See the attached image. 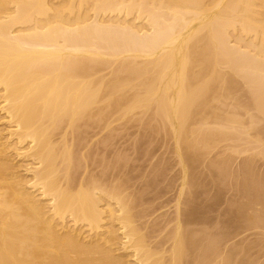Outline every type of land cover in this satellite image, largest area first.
<instances>
[{
    "label": "bare ground",
    "instance_id": "obj_1",
    "mask_svg": "<svg viewBox=\"0 0 264 264\" xmlns=\"http://www.w3.org/2000/svg\"><path fill=\"white\" fill-rule=\"evenodd\" d=\"M258 158L264 0H0V264H264Z\"/></svg>",
    "mask_w": 264,
    "mask_h": 264
},
{
    "label": "rangeland",
    "instance_id": "obj_2",
    "mask_svg": "<svg viewBox=\"0 0 264 264\" xmlns=\"http://www.w3.org/2000/svg\"><path fill=\"white\" fill-rule=\"evenodd\" d=\"M134 129H136V128H133V127H131L130 129L128 128V131H125V133L126 134H130V136L128 137L127 135H125V136H127V137H123L124 139H127V140H129V141H127L128 143H130V141H131V138H132V140H133V137L132 136H134L135 134L134 133H136V132H133L134 131ZM136 131V130H135ZM134 134V135H133ZM137 134V133H136ZM132 135V136H131ZM138 135V134H137ZM136 135V136H137ZM136 136H134L135 138H136ZM162 148V147H161ZM164 149V147L162 148V149H160V151H158V152H162V150ZM158 154V153H157ZM166 154V153H165ZM163 155L164 157H166V155H168V157H170L169 156V154L171 155V153H168L167 152V154L166 155ZM171 158V157H170ZM170 158H168V160L170 161V162H172V159H170ZM239 160V161H238ZM263 160V159H262ZM262 160L261 159H257L256 160V164L254 163V169H255V172L257 173V172H259L258 174L259 175H261L263 172L262 171H264V161L262 162ZM169 163V162H168ZM242 163H241V159H239V158H237L234 162H233V165L232 166H234L235 167V165H236V167H235V170H237V173H239L238 171L240 170V166L242 167V165H241ZM234 167H232V169L234 170ZM239 168V169H238ZM174 170H175V168H173L172 169V172H174ZM171 172V171H170ZM172 172L171 173H169L170 175H172ZM203 172H205V171H203ZM235 172V171H234ZM205 174H207V172L205 173ZM204 177H205V175H203ZM207 176L209 177V175L207 174ZM206 176V177H207ZM206 177H205V179H206ZM207 177V178H208ZM211 177V176H210ZM209 177V178H210ZM209 178L208 179H206L208 182H209ZM212 179H210V180H212V181H210V183H213V180H214V177L212 176L211 177ZM204 179V181L206 182V180ZM215 180H217V178L215 179ZM214 180V181H215ZM226 181L228 182V184L226 183V187H225V185H224V183H223V187L222 188H229L230 187V185H231V183H232V187H233V185H234V182H230L231 180H227L226 179ZM232 181H234V180H232ZM216 182V181H215ZM224 182V181H223ZM217 183V182H216ZM213 184H215V183H213ZM210 185V186H212V187H214V185ZM209 186V185H208ZM232 187H230L229 189H231V191L234 189V188H232ZM229 192V191H228ZM229 193H231V192H229Z\"/></svg>",
    "mask_w": 264,
    "mask_h": 264
}]
</instances>
